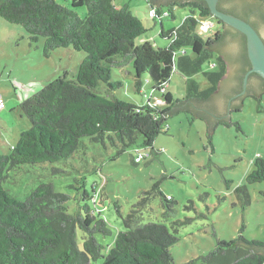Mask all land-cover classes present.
I'll return each instance as SVG.
<instances>
[{
	"label": "trees",
	"instance_id": "obj_1",
	"mask_svg": "<svg viewBox=\"0 0 264 264\" xmlns=\"http://www.w3.org/2000/svg\"><path fill=\"white\" fill-rule=\"evenodd\" d=\"M146 1L157 9L156 17L160 20L163 15L176 18V7L190 10L182 23L171 30H166L161 21V36L170 41L166 46L141 40L147 30L128 3L118 6L116 0H70L67 6L57 0H0V16L23 26L32 43L45 39L46 56L70 46L86 53L75 78L67 74L58 77L20 104L31 127L20 134L9 153H0V264H176L171 248L181 239L179 228L195 218L174 221L172 231L164 223H140L143 212L157 196H161L164 217L175 210V202L164 195L160 181L142 193L126 217L115 203L125 230L118 231L107 254L103 253L104 245L97 235L109 236L113 230L108 220L96 212V184L92 196L84 185L77 189L81 198H74L78 206L73 213L66 204L70 197L57 191L53 183H42L25 200L17 199L4 187L10 170L23 164L67 162L76 152L87 148L86 138L105 147L107 142L118 147L116 158L140 144L150 149L148 156L153 161L161 152L155 149V141L168 132L164 124L173 107L188 109L194 104L200 108L201 103L214 100L228 71L222 53L227 42L238 39L240 58L248 57L246 36L225 29L229 25L212 15L207 0ZM220 1L222 11L246 21V10L257 4L253 0ZM81 7L87 9L85 16L77 12ZM199 17L208 19L205 26L211 33L207 38L197 32ZM131 57L136 90L142 91L143 76L148 75L153 88L162 93L166 108H160L151 99L140 105L116 96L110 98L99 91L102 86L108 92L122 86L121 81L113 80V70L118 58ZM206 64L209 69L204 68ZM175 72L185 80L183 98L175 97L169 90ZM199 74L209 81V87L201 89L195 78ZM226 117L213 125L230 126L231 119ZM209 141L213 145L211 135ZM141 155L143 158L137 161ZM145 158V154L138 152L133 161L139 164ZM254 165L248 180L264 181V159L258 157ZM60 171L56 167L52 170ZM236 193L243 208H247L251 204L248 186H238ZM187 207L194 208V203ZM199 216L207 218L203 213ZM244 229L245 225L238 237L218 240L207 255L184 264H264V241L246 238ZM79 231L82 245L78 241ZM214 235L217 237L215 231Z\"/></svg>",
	"mask_w": 264,
	"mask_h": 264
},
{
	"label": "rangeland",
	"instance_id": "obj_2",
	"mask_svg": "<svg viewBox=\"0 0 264 264\" xmlns=\"http://www.w3.org/2000/svg\"><path fill=\"white\" fill-rule=\"evenodd\" d=\"M57 1L70 5V0ZM116 3L118 6L128 3L142 19L147 31L141 40L161 46L170 42L161 36V21L166 30H171L190 14L189 8L176 7V18L163 15L160 20L150 15L151 7L146 0H116ZM77 12L85 16L87 9L81 7ZM206 21L207 18L199 17L197 27V32L204 38L211 33L205 26ZM44 42L45 39L40 38L39 42L32 43L23 26L0 16V92L7 104L17 101L19 105L0 113L1 154L9 153L20 134L31 127L20 104L58 77L67 74L69 78H75L86 56L85 52L76 51L71 46L56 49L46 56ZM115 66L113 80L121 81L122 86L109 92L102 86L99 88L101 93L140 105L151 99L160 108L167 107L162 93L153 88L154 83L148 75L143 76L145 85L142 91L136 90L132 57L118 58ZM204 68L210 66L206 64ZM195 78L201 89L209 87L210 83L203 74ZM169 90L177 98L186 95L185 80L178 72L170 79ZM238 108L229 111L230 126L213 125L211 134L204 117L185 108L175 110L164 124L168 132L160 134L155 141V149L161 152L153 161L146 156L139 164L134 163L133 158L138 152L150 153L149 148L144 149L140 144L126 149L116 158L118 147L109 142L105 147L86 138L87 148L76 152L67 162L23 164L10 170L4 187L17 199L25 200L42 183H53L57 191L70 197L66 204L73 213L78 206L74 198H81L77 189L84 185L92 196L96 184V212L108 220L113 230L109 236L97 235L104 245V254L108 253V246L114 242L118 231L125 230L115 203L126 217L142 193L158 181L164 195L175 202V210L169 217H164L161 196H157L143 212L140 223H164L172 231L174 221L195 218L191 224L179 228L181 239L171 248L176 264L207 255L218 240L238 237L243 225L246 238L264 241V181L251 183L248 180L255 168L254 161L258 157L264 159V95L248 94L239 102ZM210 135L213 145L209 141ZM54 167L61 171L53 173ZM241 185H247L251 194V204L245 209L236 193ZM88 202L93 205L92 200ZM192 202L194 208H188ZM202 213L207 218L199 216ZM78 234L82 245V232Z\"/></svg>",
	"mask_w": 264,
	"mask_h": 264
},
{
	"label": "water",
	"instance_id": "obj_3",
	"mask_svg": "<svg viewBox=\"0 0 264 264\" xmlns=\"http://www.w3.org/2000/svg\"><path fill=\"white\" fill-rule=\"evenodd\" d=\"M219 1L220 0H207L212 15L243 33L247 39V54L251 63V69L245 77L244 85L247 84L248 77L251 73H256L264 78V38L257 29L245 19L222 11L219 8ZM224 5L228 6V3L224 2ZM259 24L260 29L264 34V22H259ZM237 42L238 39L231 38L223 47V52L229 54L230 50H237V54L234 53V65L231 66L229 72L221 81L219 90L214 96V100H211L209 104L201 103L203 107L200 108L196 107L197 105L194 106V104H192V107L188 108L193 113L198 114L207 120L210 134L212 133L213 123L216 122V120L223 118L224 115L227 116L226 118H229V111L237 108V105H239V102L237 101L234 102L232 106L228 105L229 98L236 93L235 88L237 87L239 75L240 73H243L245 64L240 59ZM179 108H184V106L173 107L171 113Z\"/></svg>",
	"mask_w": 264,
	"mask_h": 264
},
{
	"label": "flooded vegetation",
	"instance_id": "obj_4",
	"mask_svg": "<svg viewBox=\"0 0 264 264\" xmlns=\"http://www.w3.org/2000/svg\"><path fill=\"white\" fill-rule=\"evenodd\" d=\"M254 2H256L257 4L251 8V9H247L246 10V19L247 21H249L252 25H254V23L256 22V26H254L257 31L262 35V37L264 38V34L262 33L261 29H260V24L259 22H264V0H253ZM221 1H219L220 3ZM241 16V15H240ZM244 17V16H242ZM225 29H228L230 31L233 32H239L237 31V29L233 28V27H226ZM236 51H231L228 53L226 52H222L224 57L227 59L228 62V71L229 72L230 68L232 65H234V56L236 53ZM237 54V53H236ZM248 58V57H247ZM244 58L241 59L244 64V68H243V73L239 75V79L237 82V87L235 88V94L232 95L229 100H228V105L231 106L234 102H239L242 100V98L246 95V94H252V95H256V96H263L264 95V78L261 77L260 75L256 74V73H251L248 77V81L247 84L244 85V80L245 77L247 75V73L249 72V70L251 69V64L249 65V59ZM226 73V75H227ZM225 75V76H226Z\"/></svg>",
	"mask_w": 264,
	"mask_h": 264
},
{
	"label": "built area",
	"instance_id": "obj_5",
	"mask_svg": "<svg viewBox=\"0 0 264 264\" xmlns=\"http://www.w3.org/2000/svg\"><path fill=\"white\" fill-rule=\"evenodd\" d=\"M150 15L157 16V9L155 7H151ZM210 26V25H209ZM215 64H212L214 66ZM167 84L164 85L163 90L166 88ZM6 101L3 97V94L0 92V111L6 108ZM145 156H148V154H145ZM143 158V156H139L136 160L139 161Z\"/></svg>",
	"mask_w": 264,
	"mask_h": 264
},
{
	"label": "crops",
	"instance_id": "obj_6",
	"mask_svg": "<svg viewBox=\"0 0 264 264\" xmlns=\"http://www.w3.org/2000/svg\"><path fill=\"white\" fill-rule=\"evenodd\" d=\"M4 97V96H3ZM16 103H18L17 101H15V102H13L12 104H9V102H8V104L6 105V108H8V107H10L11 109H16V108H18L19 107V105L18 104H16ZM5 108V109H6ZM0 113H4V109L3 110H1L0 111ZM9 121V120H8ZM9 124H11L10 122H9Z\"/></svg>",
	"mask_w": 264,
	"mask_h": 264
}]
</instances>
